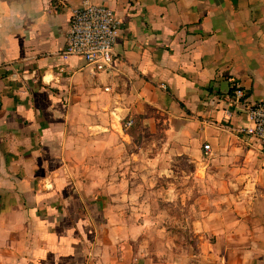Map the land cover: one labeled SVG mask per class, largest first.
Here are the masks:
<instances>
[{"label": "crops", "instance_id": "obj_1", "mask_svg": "<svg viewBox=\"0 0 264 264\" xmlns=\"http://www.w3.org/2000/svg\"><path fill=\"white\" fill-rule=\"evenodd\" d=\"M81 1L0 0V264H264V0H90L121 22L106 72L61 58ZM134 116L199 186L163 252L113 205Z\"/></svg>", "mask_w": 264, "mask_h": 264}, {"label": "rangeland", "instance_id": "obj_2", "mask_svg": "<svg viewBox=\"0 0 264 264\" xmlns=\"http://www.w3.org/2000/svg\"><path fill=\"white\" fill-rule=\"evenodd\" d=\"M142 131L141 124L139 136L130 137L129 146L122 145L116 154L118 164L111 170V178H117L111 189L116 196L113 205L126 222L146 224L149 246L163 252L172 238L190 239L189 211L199 186L191 179L188 156H172L165 150L173 140Z\"/></svg>", "mask_w": 264, "mask_h": 264}, {"label": "built area", "instance_id": "obj_3", "mask_svg": "<svg viewBox=\"0 0 264 264\" xmlns=\"http://www.w3.org/2000/svg\"><path fill=\"white\" fill-rule=\"evenodd\" d=\"M120 27V20L110 8L82 0L70 8L69 28L61 58L79 57L93 72H106L114 60V45L120 35ZM242 99V90L236 88L233 102L240 104ZM244 111L248 126L241 133L264 146V102L251 103ZM131 125L132 121L128 119L123 127ZM202 149L206 155L211 152L209 144H203Z\"/></svg>", "mask_w": 264, "mask_h": 264}, {"label": "trees", "instance_id": "obj_4", "mask_svg": "<svg viewBox=\"0 0 264 264\" xmlns=\"http://www.w3.org/2000/svg\"><path fill=\"white\" fill-rule=\"evenodd\" d=\"M130 119L132 121V125L128 128H125L124 133L127 134L132 139H136L139 136V129L142 124L141 117L134 116V117H131ZM126 121H128V119H124L122 121V126H124Z\"/></svg>", "mask_w": 264, "mask_h": 264}]
</instances>
